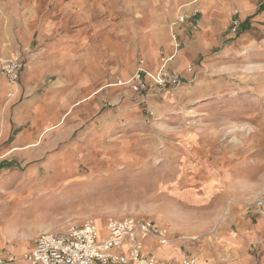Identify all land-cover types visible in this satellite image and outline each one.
Masks as SVG:
<instances>
[{
  "label": "rangeland",
  "instance_id": "obj_1",
  "mask_svg": "<svg viewBox=\"0 0 264 264\" xmlns=\"http://www.w3.org/2000/svg\"><path fill=\"white\" fill-rule=\"evenodd\" d=\"M28 1L0 0V62L21 61L14 81L0 70V253L18 258L40 233L86 221L103 237L107 218L135 217L166 233L175 221L196 232L190 251L232 264L227 236L264 216V0L232 7L206 36L205 0L151 34L114 28L121 0L91 14L34 0L26 22ZM192 10L194 28L179 25ZM161 71L178 81L159 85ZM239 240L247 264H264V221Z\"/></svg>",
  "mask_w": 264,
  "mask_h": 264
},
{
  "label": "built area",
  "instance_id": "obj_2",
  "mask_svg": "<svg viewBox=\"0 0 264 264\" xmlns=\"http://www.w3.org/2000/svg\"><path fill=\"white\" fill-rule=\"evenodd\" d=\"M197 10L178 16L179 25L188 24L194 28L193 18ZM239 22L231 20L230 30L235 33ZM21 68L20 57L0 62V70L10 79H17ZM141 75L134 77L133 89L142 88ZM177 76L161 71L157 74V83L174 84ZM105 236L101 238L99 229L92 221L67 228L60 233H40L34 241L30 252L14 258L7 253H0V264H165L151 255L142 252V243L147 239L155 241L158 246L168 243L166 229L148 218L126 217L122 219L107 218ZM126 248L125 253H121ZM176 264H196L195 258L185 257Z\"/></svg>",
  "mask_w": 264,
  "mask_h": 264
},
{
  "label": "crops",
  "instance_id": "obj_3",
  "mask_svg": "<svg viewBox=\"0 0 264 264\" xmlns=\"http://www.w3.org/2000/svg\"><path fill=\"white\" fill-rule=\"evenodd\" d=\"M122 10L124 13L119 15L114 19V28L118 30L129 29L132 25L137 29L146 31L147 33H152L154 30L164 29L165 26H168L169 23L174 22L175 13L183 5L186 0H121ZM92 2V3H91ZM115 2V1H114ZM114 2L108 4L103 0H78L77 6L72 4H66L65 10L72 12V10H78L79 12L91 14L93 11H103V5L105 7H113ZM199 3V2H198ZM198 5V4H197ZM202 16L198 20L199 25L203 30V36L208 35L207 30L218 29L216 25H224L229 19L230 9L234 6L239 8H244V0H227V1H212L205 0L199 3ZM198 5V6H199ZM36 1L29 0L25 3L24 18L31 21L34 16H37L36 10ZM6 9V8H5ZM5 9H3L0 3L1 13L4 14ZM206 24L208 26H206ZM178 28H180L178 26ZM145 33V34H147ZM154 39V37L152 38ZM156 41H152V44H161L167 43V39L157 37ZM6 53L1 54L0 58L5 57ZM246 218V217H245ZM264 221V216H258L252 221L247 218L244 219V223L241 227L237 229V232H233L227 236L225 243L227 244L225 249L219 250V253L222 255L221 259L227 261H232V264H247L252 261L250 257L243 249L240 247V238L249 239L252 237H257L262 231V222ZM172 230L166 233V238L168 243L162 246H158L155 241L147 239L142 243V252L145 255L153 256L157 261L165 264H176L180 262L185 257L196 258L197 264H227L219 263L213 254H209L206 250H200L196 252L190 251L189 244L192 243L193 237H195L196 232L189 231L186 228L178 229L177 232V223L174 221ZM193 232V235L191 234ZM100 233V232H99ZM101 236V234H100ZM101 238H104V236ZM190 241V242H189ZM33 248V245H32ZM32 250V249H31ZM26 251V250H25ZM23 253H27V252ZM126 248H123L121 253H125ZM23 253H16V257H20ZM219 260V259H218ZM199 261V262H198ZM216 261V263H215Z\"/></svg>",
  "mask_w": 264,
  "mask_h": 264
},
{
  "label": "trees",
  "instance_id": "obj_4",
  "mask_svg": "<svg viewBox=\"0 0 264 264\" xmlns=\"http://www.w3.org/2000/svg\"><path fill=\"white\" fill-rule=\"evenodd\" d=\"M262 11H264V7H263V6L260 7V8L257 10V13L262 12Z\"/></svg>",
  "mask_w": 264,
  "mask_h": 264
}]
</instances>
